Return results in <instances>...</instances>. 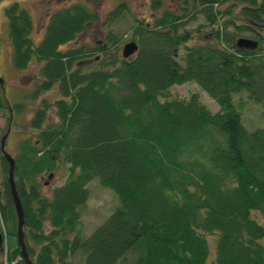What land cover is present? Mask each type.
<instances>
[{
  "label": "trees",
  "instance_id": "trees-1",
  "mask_svg": "<svg viewBox=\"0 0 264 264\" xmlns=\"http://www.w3.org/2000/svg\"><path fill=\"white\" fill-rule=\"evenodd\" d=\"M178 5L150 24L132 17L127 41L137 45L135 54L120 57L121 38L113 35L106 42L111 53L86 71V64H75L93 60L97 51L76 40L98 15L83 3L48 14L38 41L26 9H4L11 67L35 68L32 91L23 98L53 89L57 96L38 102L29 121L35 138L22 140L11 156L32 264H68L76 255L78 264H122L129 254L126 264H264V129L246 131L240 123L245 104L234 99L243 94L245 103L264 102V0ZM158 7L152 1L150 12ZM127 11L116 5L103 25ZM197 15L208 34L188 47L191 33L184 27ZM241 37L256 47L236 48ZM183 84L198 86L217 111L197 94L179 100L169 93ZM23 107L0 90L6 123ZM61 169L62 184L43 195L40 178ZM6 172L0 155V264H24L17 246H4L16 229ZM93 180L114 193L117 205L82 237L80 215ZM209 236H215L210 260Z\"/></svg>",
  "mask_w": 264,
  "mask_h": 264
},
{
  "label": "rangeland",
  "instance_id": "rangeland-1",
  "mask_svg": "<svg viewBox=\"0 0 264 264\" xmlns=\"http://www.w3.org/2000/svg\"><path fill=\"white\" fill-rule=\"evenodd\" d=\"M152 1L157 2L158 9L150 12V4ZM177 0H4L0 2V79L3 80V92L9 103L23 104L21 112L13 114L12 123L9 127V133L5 142V150L11 156H16L17 145L25 138L34 140L35 132L29 128V121L34 110L39 106L38 102L44 98L50 102L57 99L55 90L41 94L37 99H24L25 94H29L33 88V80L35 74L34 64L29 66L24 71H15L10 64V48L7 36L6 19L4 16V9L12 4H17L19 8L26 9L35 25L33 30L34 40L40 39V32L46 22V16L56 10L74 3H83L89 10L98 15V22L87 26L86 34L77 37V45H84L83 43L91 42L92 38L98 39L101 34L100 31L105 32V28H101L100 24L104 18L114 7L118 4H125L128 9L127 13L119 18L117 21L110 24L108 29L117 38H121L118 44V53L120 55L121 48L129 37V27L132 25V17L142 23H151L152 19L157 17L163 10H173ZM237 10V9H236ZM184 30L190 31L191 40L186 43V46H192L200 43V37L208 34L209 27L206 26L202 16L197 15L190 21ZM198 31L197 33H195ZM243 37V36H242ZM93 39V41H94ZM35 42V41H34ZM68 48V46H67ZM182 53V50L179 51ZM180 64V63H179ZM97 68L95 63L85 66V71ZM169 93L177 99H186L190 94H197L200 102L212 113L217 111L216 104L195 84H183L180 86H173L169 89ZM235 101L241 100L244 104V110L240 108V123L243 128L250 132L255 129H264V102L261 104L245 103V96L243 94H235ZM244 111V112H243ZM52 108L48 110V122L53 123L54 117L52 115ZM8 118V110L0 109V138L4 135L7 127L6 120ZM66 175L63 169L58 170L50 179L43 175L39 182L41 184L42 194L49 195L50 188L59 186L64 181ZM88 190V198L86 208L80 215L79 234L82 237H87L97 226H99L104 219L112 212L117 205L116 196L109 189L99 186L97 181L93 180L86 186ZM253 217L260 220L256 214ZM1 233L3 234V227L0 223ZM215 236L206 237L209 257L212 259L214 238ZM264 245V240L262 241ZM5 245L7 248L16 246V242L12 237L5 238ZM131 254L122 259V264H126L130 260ZM68 261V260H67ZM80 258L78 255L72 257L68 264H78Z\"/></svg>",
  "mask_w": 264,
  "mask_h": 264
},
{
  "label": "water",
  "instance_id": "water-1",
  "mask_svg": "<svg viewBox=\"0 0 264 264\" xmlns=\"http://www.w3.org/2000/svg\"><path fill=\"white\" fill-rule=\"evenodd\" d=\"M234 45L236 48L240 50H253L256 47L257 42L252 39L241 37L235 40ZM136 51H137V46L134 42L131 41V42L125 43L121 49V57L123 59H126L132 56L133 54H135ZM90 62H91L90 60H82V61L77 62L75 66L78 67L81 65L88 64ZM2 84H3V81L2 79H0V89H2ZM7 134H8V129L5 135H3L0 139V154L7 164L6 183L8 186V192H9L10 199L12 202L13 211L15 215V221H16L15 241H16V246L19 248V256L22 262L24 264H32L31 261L28 259L27 253L25 251L24 243H23V237H24L23 216L24 215H23L21 203L17 196L15 184L13 181L14 160L4 150V144H5V139L7 137ZM51 177H52L51 174L47 175V179H50Z\"/></svg>",
  "mask_w": 264,
  "mask_h": 264
},
{
  "label": "flooded vegetation",
  "instance_id": "flooded-vegetation-1",
  "mask_svg": "<svg viewBox=\"0 0 264 264\" xmlns=\"http://www.w3.org/2000/svg\"><path fill=\"white\" fill-rule=\"evenodd\" d=\"M179 1L180 0H177L175 2V5H174V9L173 10H175L179 6L178 5V2ZM109 26L110 25H107V24L103 25V23H101V26L100 27L102 29L105 28V32L102 30V31H100L101 36L98 39L95 40L94 38H92L91 42H89V43H83L86 46H92L93 48H91V49H95L97 51L96 52V55H94V58L92 60L94 63L97 62V61H99V60H102L106 56V54H110L111 53L110 51H106V49H108L106 42L107 41H110L113 38V34L108 29ZM85 32H86V30L83 32V35L86 34ZM202 36L205 37V35H202ZM93 39H94V41H93ZM126 42H127V40H126ZM118 44L116 46V50H117L116 53L119 55V53H118V50H119L118 49Z\"/></svg>",
  "mask_w": 264,
  "mask_h": 264
},
{
  "label": "crops",
  "instance_id": "crops-1",
  "mask_svg": "<svg viewBox=\"0 0 264 264\" xmlns=\"http://www.w3.org/2000/svg\"><path fill=\"white\" fill-rule=\"evenodd\" d=\"M10 48V47H9ZM10 56V55H9Z\"/></svg>",
  "mask_w": 264,
  "mask_h": 264
}]
</instances>
